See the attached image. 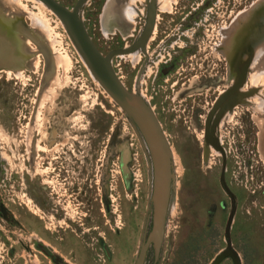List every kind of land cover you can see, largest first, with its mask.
<instances>
[{
    "label": "rangeland",
    "instance_id": "1",
    "mask_svg": "<svg viewBox=\"0 0 264 264\" xmlns=\"http://www.w3.org/2000/svg\"><path fill=\"white\" fill-rule=\"evenodd\" d=\"M56 1L72 8L77 0ZM147 1L86 2L81 18L101 53L138 38ZM211 1L202 21L213 7L223 22L213 40L200 39L195 62L189 47L172 50L164 37L177 33L185 17L178 12ZM156 8L146 51L159 45L162 58L151 56L145 68L143 53L112 60L125 88L153 110L173 152L163 241L157 259L150 247L144 264H264V0H158ZM231 26L227 58L222 42ZM236 95L244 98L239 105ZM134 131L48 8L0 0V264H134L151 229L150 158ZM208 136L225 153L235 199L230 251L231 200Z\"/></svg>",
    "mask_w": 264,
    "mask_h": 264
},
{
    "label": "water",
    "instance_id": "2",
    "mask_svg": "<svg viewBox=\"0 0 264 264\" xmlns=\"http://www.w3.org/2000/svg\"><path fill=\"white\" fill-rule=\"evenodd\" d=\"M48 8L61 22L75 50L106 94L125 113L131 126L137 132L142 143L146 145L150 162L148 208L146 224L151 218V229L139 246L134 264H142L149 247L159 253L163 241L169 206L174 193V175L172 157L167 139L155 114L144 98L128 91L121 83L112 67V60L119 55H127L139 50L145 54V46L150 38L156 19V0H149L146 22L138 38L129 46L111 50L107 54L99 51L89 36L83 20L81 9L88 0H77L72 8L61 5L56 0H38ZM209 138V136H208ZM210 143L221 153L222 166L220 182L223 190L231 200V209L225 227L227 250L230 251V228L235 213V199L225 182L226 156L223 149L209 138Z\"/></svg>",
    "mask_w": 264,
    "mask_h": 264
},
{
    "label": "flooded vegetation",
    "instance_id": "3",
    "mask_svg": "<svg viewBox=\"0 0 264 264\" xmlns=\"http://www.w3.org/2000/svg\"><path fill=\"white\" fill-rule=\"evenodd\" d=\"M148 3H149V0L147 1L146 9H145V22H146V14H147V5H148ZM209 5H213V2L211 1L210 3H208L202 9H199L198 7L191 8V10L193 12L192 11H189L188 13L178 12L179 15H183L184 14L185 17L182 18V19H179L177 21V22H180V23L175 24V26H177V29H174V31H176L177 33L167 34V36L164 37V38H167L165 42L168 43V41H171L170 43H173V44L169 43L172 50L174 49V47H177V48H180V49H183V48L186 49L187 47H189L191 49V54L195 53L194 57L196 58L197 57L196 55H198L197 49L200 47V39L202 38L203 40H205V39H208L209 36H211L210 40H213V32L214 31H216V32L218 31L219 23H222L223 21L220 22L219 19H217V17H219V14H218V12L214 11L213 7H211V9L209 10V13L206 15V18L202 21L201 18L203 16V13L205 12V8L207 9V6H209ZM217 10H219V8H217ZM222 14L224 15L225 13H222ZM215 15H216V17H215ZM156 17H157V10H156ZM227 18H228V16H227ZM198 20H199V22H198ZM144 25H145V23H144ZM155 25H156V19H155ZM154 29H155V26L153 28V32H154ZM153 32H152V34H153ZM207 32H210V33L208 34ZM221 32H223V28L221 29ZM163 33L166 34V32H163ZM152 34H151V36H152ZM151 36H150V38H151ZM171 37H177L178 40L173 42V40H171ZM181 37L186 38L188 40L189 45H188L187 42L186 43L178 42V41H180ZM149 39H148V41H149ZM148 41H147V43H148ZM160 42H163V44L165 43L163 40H160ZM147 43H146V46H147ZM209 43H210V41H209ZM213 44H214V42L212 43V45ZM146 46H145V54H144V58H145L144 68H145L146 65L151 64V63L154 62L153 59H152L153 57H155V58L161 57L162 58V53H161V50H160L161 48L159 47V45L156 48L157 50H153V54L152 55H149L147 53ZM158 48H159L160 52H158L159 51ZM225 49H227V48H225ZM151 56H152V58H151ZM227 58H228V56H227ZM171 60H172V58L169 61H166L165 65L168 64ZM197 60L198 59L196 58L195 62H197ZM181 61H182L181 62V65H182V63H184V60L181 58ZM170 65H171V62H170ZM163 67H165V66H163ZM167 67L170 68V66H167ZM191 69L195 70L194 68H191ZM186 77H187L186 75L181 76L178 81L180 82V80H183ZM239 92H241V90ZM241 96L242 95H236L234 100H233V102H237V104L240 103L244 99V98L240 99ZM222 101L225 102V103H229L230 100L228 98H225ZM223 102L221 103L222 105L224 104ZM219 114H220L219 109H217L216 112H215V110H212V113H211L210 118H209L210 121H211V124H210L211 127L209 126L210 127L209 129H211L212 131H214V129H215L214 128L215 127L214 121L216 119V116L219 115ZM239 117H240V115H239ZM145 233H146V231H145ZM149 248H148V250H149ZM148 250H147V252L145 254V257H144V260H143L142 264H144V262L146 260V257H147V254H148ZM155 259H157L156 256H155Z\"/></svg>",
    "mask_w": 264,
    "mask_h": 264
},
{
    "label": "bare ground",
    "instance_id": "4",
    "mask_svg": "<svg viewBox=\"0 0 264 264\" xmlns=\"http://www.w3.org/2000/svg\"><path fill=\"white\" fill-rule=\"evenodd\" d=\"M38 1V0H37ZM158 0H156V2H157ZM261 0H257V2H260ZM40 2V1H39ZM41 3V2H40ZM42 4V3H41ZM254 5V4H253ZM252 5V6H253ZM46 7V6H45ZM109 8V7H108ZM157 9V8H156ZM108 13V12H107ZM245 13V11H241L239 14H237L236 16H235V18L233 19V24L239 19V18H241L242 17V15ZM54 15V14H53ZM116 16V18H115V20L116 21H118L119 20V18H120V16H119V13L116 11V14H115ZM103 16V15H102ZM107 16V15H106ZM60 21V20H59ZM106 21H107V18H106ZM238 22V21H237ZM61 23V22H60ZM236 24V23H235ZM63 26V25H62ZM233 27H234V25H232ZM230 27L229 29H227V32L225 33V35H224V39L225 40H223V44H224V47L225 48H227V56L229 55L230 56V50H232V49H234L233 48V43H231V41H230V38L231 37H234V35H233V33H234V28L233 27ZM236 26H237V24H236ZM235 26V27H236ZM114 30H116L115 28L112 30V34H113V32H114ZM105 32V34H107V30H105L104 31ZM141 33V32H140ZM137 39V38H136ZM223 39V38H222ZM234 42V41H233ZM229 43L231 44V46L229 45ZM264 43V42H263ZM263 43H261L260 45H258L259 47H261V50H262V53L264 52V45L262 46V44ZM229 46V47H228ZM140 51L139 50H137V51H135V52H132V53H129L128 55H126V57L128 58V57H134V56H138V55H140ZM243 55V54H242ZM120 57H123V55H121ZM244 57V56H243ZM264 69V68H263ZM260 71V70H259ZM122 111V110H121ZM123 112V111H122ZM124 113V112H123ZM125 114V113H124ZM135 132V131H134ZM212 140V139H211ZM140 143H141V145H142V147H143V149H144V151H145V153L146 154H148V150H147V148H146V145L145 144H143L142 143V141H141V139H140ZM213 146V145H212ZM214 147V146H213ZM212 147V148H213ZM207 148H208V146H207ZM211 150V149H210ZM212 152H215V153H217V151L215 150V149H212ZM171 157H173V152L171 151ZM218 154V153H217ZM149 155V154H148ZM176 160V159H175ZM175 162V161H174ZM172 164H173V160H172ZM150 172V171H149ZM151 175H152V172H150V176H149V180H150V178H151ZM170 207V206H169ZM169 213V212H168Z\"/></svg>",
    "mask_w": 264,
    "mask_h": 264
}]
</instances>
